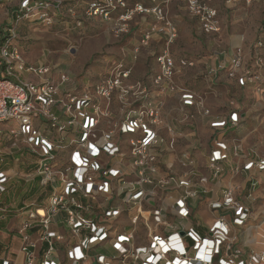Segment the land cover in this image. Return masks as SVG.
Masks as SVG:
<instances>
[{
    "label": "built area",
    "instance_id": "built-area-1",
    "mask_svg": "<svg viewBox=\"0 0 264 264\" xmlns=\"http://www.w3.org/2000/svg\"><path fill=\"white\" fill-rule=\"evenodd\" d=\"M171 1L175 0H162ZM210 1L184 0L204 34L220 30ZM242 1L249 5L254 0H228L227 4ZM117 2L125 8L122 0ZM63 8L64 0H0L6 21L0 31V166L4 156H17L13 167L24 159L38 178L36 197L16 209L4 199L13 168L0 167V221H14L10 242L1 244L6 254L0 256V264H264V231L258 242L262 251L243 253L237 246L236 232L244 230L252 217L257 183L250 181L245 202L238 201L229 188L219 200L210 201L209 210L219 215L200 234L191 223L192 203L206 193L208 179L197 175L187 154L181 155V166L186 168L182 174L159 175L164 143L159 135L160 103L152 101L140 82L127 83L128 62L112 66L90 95L76 93L57 66L25 61L18 46L19 26L29 22L50 27L64 16ZM112 9L110 0H96L85 15L110 21ZM134 12L153 13L158 21L144 34L142 44L154 34L164 36L153 84L177 91L183 106L202 108L201 96L173 82L181 68L193 63L182 59L176 64L172 58L170 46L177 32L160 5L147 9L137 4ZM130 15L125 12L119 19L126 22ZM68 16L75 17L74 12L69 10ZM263 47L259 40L254 49ZM244 64L238 49L228 76L240 86H253L262 98V58L256 56L250 67ZM223 69L212 68L209 74L215 76ZM238 120L234 112L211 125L223 129L236 126ZM226 150L224 143L215 142L210 153L208 167L215 178L222 173ZM241 151L240 145L234 147L236 156ZM247 156L252 157L242 171L264 172V158L254 151ZM14 245L16 251L10 252ZM97 248L109 254L95 253Z\"/></svg>",
    "mask_w": 264,
    "mask_h": 264
},
{
    "label": "crops",
    "instance_id": "crops-1",
    "mask_svg": "<svg viewBox=\"0 0 264 264\" xmlns=\"http://www.w3.org/2000/svg\"><path fill=\"white\" fill-rule=\"evenodd\" d=\"M224 1L211 0L209 2L210 7L214 8L218 13L217 18L220 30L216 34L203 33V35L205 37L213 35H218L220 38L224 37L227 41V46L224 48V51L215 55L207 54L204 58L195 57L189 53L187 42L192 41L194 38L193 22L191 20L192 17L187 14L185 4L179 1H172L166 5L167 12L172 19L171 22L177 32V37L170 46V54L176 64L182 59L193 63L191 67L181 68L175 75L173 82L178 88H184L201 96L203 98L202 108L183 106L180 102V94L177 91L170 92L165 89L164 85L158 88L153 84V78L158 74L156 56L163 50L165 40L163 35L154 34L151 40H149L150 44L149 42L145 45L141 43L145 32L151 23H153L152 16L150 15H148V20L146 17L141 18L142 21L139 25L141 29H139L140 32L136 36L137 43L130 44L131 49L123 50L128 56L130 68V76L127 83L140 82L147 89L152 101L160 103L159 119L161 122L159 125V135L164 143L159 159V175L164 176L168 173L175 175L182 174L186 168L181 166V155L187 154L192 162L191 167L196 171L197 175L208 179V184L204 187L206 193L202 194L199 200H194L192 203L191 223L200 234H205L207 227L219 215L217 212L209 210L208 203L210 201L219 200L222 191L229 188L233 190L235 198L238 201L245 202L250 181L257 183L253 194L256 200L252 204V217L248 226L236 233L239 235L237 246L243 253L251 251L259 252L263 250V247L258 242L260 241L261 232L264 231V222L260 223L264 219V172H256L254 170L242 171L241 169L252 157L247 156V152L249 151H254L258 158H264V156L257 153L255 147H250L248 144V137L251 136L253 129H255L250 124L255 116V107L253 106L259 102H264V97L259 98L254 91V87L251 85L240 86L236 78L228 76L227 68L231 57L238 49L240 51L244 50V67L252 66L255 57L259 55L262 58L259 73L263 82L262 85L264 86V47L256 50L254 49L256 43H254L250 51L243 48L245 46L244 40L253 39L255 33L258 35L260 32L261 36L259 40H263L264 42V32L259 27V24H262L263 21L260 20V16L258 17L259 6H257V1L251 5H246L244 2L225 5ZM125 3L128 9L125 12H129L136 4L150 9L163 2L162 0H158L156 3L150 2L151 4L143 5L136 0H125ZM227 9L231 11L236 10L237 12L242 11V17L240 19L236 18V16L233 17L232 15L237 12H230ZM1 13L2 11L0 12V23L5 24V14ZM247 18H252L254 22H252L249 28V33L246 32L245 34L239 31V29H244L240 25H243V20ZM195 20L196 24H198V20ZM200 32L202 33L201 29ZM130 36V33L127 36L125 35V39L127 40L128 38L129 42L134 40L133 36L132 38ZM180 45H182V48L179 47ZM146 53H150V55L155 54L151 67L148 66V69L144 65L145 61H143L146 60L144 58ZM133 57H135V60L132 59ZM137 57H139V60L135 62ZM219 67H224V69L218 71L215 76L209 74L212 68L219 69ZM112 111L114 114L118 112L117 103L114 99ZM234 112L237 113L239 118L236 126H228L223 129L212 127L211 124L213 122L226 120ZM215 142L224 143L227 148V159L220 163L222 173L216 178L213 177L208 167L210 153L214 149ZM236 145H240L242 148L238 156L234 154V147ZM21 170L20 166L16 165L13 167L8 192L4 196V199L16 209L20 207L22 201H30L38 194V178L33 172L23 173ZM24 176H27V181L22 180ZM28 189H30V192L26 191ZM16 190L17 193L13 194ZM204 218H206L205 223L203 222ZM3 222L5 221H0V223ZM5 223L0 228L2 237L0 247L4 250L2 255L6 254V250L2 245L10 242L9 229L13 228L14 221L8 219ZM259 223L262 225L257 228L256 226ZM61 231L65 234L67 233L64 228ZM16 248V245L12 246L10 252H15ZM94 252L109 254L100 248L94 249ZM59 256L63 257L61 250L59 251Z\"/></svg>",
    "mask_w": 264,
    "mask_h": 264
},
{
    "label": "rangeland",
    "instance_id": "rangeland-1",
    "mask_svg": "<svg viewBox=\"0 0 264 264\" xmlns=\"http://www.w3.org/2000/svg\"><path fill=\"white\" fill-rule=\"evenodd\" d=\"M92 1L96 0H64V16L62 21L58 22L57 20V22L50 27L23 22L18 29V46L25 61L33 66L41 62L47 63L50 66H57V70L64 72L68 76L70 87L74 88L75 92L78 94L88 93L92 95L94 91L93 87L107 76L112 66L119 63L121 60H124L125 63L128 62V56L123 50L131 49L132 47L130 44L137 43L136 36L140 32L139 29H141L139 25L142 21V17H146L148 20V15L152 16L153 23H151L148 30L158 23L153 13L146 14L134 12V8L137 4L134 5L132 10H129L131 12L130 19L126 22L120 21L119 17L124 15L125 11L128 10L125 0H122L125 4V8L119 6L117 0H110L112 6L115 8L110 10V21H102L98 16L87 18L85 15L86 4ZM136 1L143 5L151 4V0ZM175 1L185 4L188 16L192 17L194 38L192 41L187 42L190 55L204 58L207 54L215 55L224 51V48L227 46V41L224 37L220 38L218 35L205 37L203 32H200L201 28L198 18L189 13L186 2H184V0ZM227 1L228 0L224 1L225 5H229ZM256 1L258 2L257 6H259L258 17L260 16V20L263 21L262 24H259L262 30L264 27V0H254L252 3ZM167 4L168 3L163 2L159 5L163 11L162 14L164 17L171 21L170 14H168L166 9ZM4 10L5 9H2L1 14L5 13ZM69 10L74 12L75 17L68 16ZM227 10L234 13L237 12L236 10ZM250 14L254 16L252 12H250ZM232 16H236V18L240 19L242 17V11H238ZM193 18L198 20L199 26H197L198 24H196V20ZM77 22H80V25H77ZM252 22H254L252 18L244 19L243 25H240V27L244 29H239V31L245 34L246 32L249 33ZM5 26L6 24L0 23V31L5 28ZM129 33L131 34L130 38L133 36L134 39L130 42L128 38L127 40L125 39V35L127 36ZM260 36L261 34L259 32L258 35H256V33L254 34L253 39H245L243 42L245 46L243 48L250 51L251 46L257 43L256 41L259 40ZM179 47L182 48V45ZM243 51L244 50H241V53L244 57ZM154 56L155 54L150 55V53L144 55L146 60L143 61H145L144 65L147 69L148 66L151 67ZM132 59L135 60V57ZM138 60L139 57H137L135 62H138ZM253 107H255V116L250 124H252L255 129H253L251 136L248 137V144L250 147H255L259 155L264 156V118L262 119V117H264V102H259ZM50 133L51 132H49V136H51ZM16 158L18 157L15 156L12 159L4 156V162L0 167L2 169H12L13 162ZM16 193L17 190L14 191L13 194ZM205 219L206 218L203 220L204 223L206 221ZM5 224V222L0 223V228ZM1 239L2 237L0 234V241ZM3 252L4 250L0 247V255H2Z\"/></svg>",
    "mask_w": 264,
    "mask_h": 264
},
{
    "label": "trees",
    "instance_id": "trees-1",
    "mask_svg": "<svg viewBox=\"0 0 264 264\" xmlns=\"http://www.w3.org/2000/svg\"><path fill=\"white\" fill-rule=\"evenodd\" d=\"M89 4L90 3H87L86 4V8H85V10L88 8V6H89ZM58 20V22L59 21H62L63 20V17L62 16H59V18L57 19ZM32 24H34V25H37V24H35V23H32ZM39 26V25H38ZM21 162L19 163V164H16L17 166H20L21 168H22V172L23 173H28V172H34V167L31 165V163L30 162H28V161H26V160H20ZM14 165V164H13ZM15 165V166H16Z\"/></svg>",
    "mask_w": 264,
    "mask_h": 264
},
{
    "label": "water",
    "instance_id": "water-1",
    "mask_svg": "<svg viewBox=\"0 0 264 264\" xmlns=\"http://www.w3.org/2000/svg\"><path fill=\"white\" fill-rule=\"evenodd\" d=\"M183 235V234H182Z\"/></svg>",
    "mask_w": 264,
    "mask_h": 264
}]
</instances>
